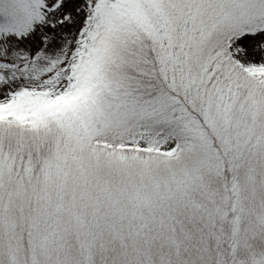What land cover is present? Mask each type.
Wrapping results in <instances>:
<instances>
[{
	"label": "snow or ice",
	"instance_id": "1",
	"mask_svg": "<svg viewBox=\"0 0 264 264\" xmlns=\"http://www.w3.org/2000/svg\"><path fill=\"white\" fill-rule=\"evenodd\" d=\"M0 264H264V0H0Z\"/></svg>",
	"mask_w": 264,
	"mask_h": 264
}]
</instances>
